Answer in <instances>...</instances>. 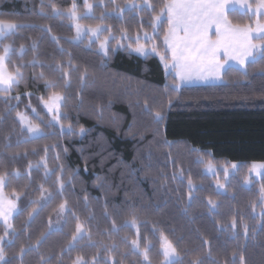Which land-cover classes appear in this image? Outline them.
<instances>
[{"label":"trees","instance_id":"trees-1","mask_svg":"<svg viewBox=\"0 0 264 264\" xmlns=\"http://www.w3.org/2000/svg\"><path fill=\"white\" fill-rule=\"evenodd\" d=\"M71 2L43 0L45 14H41V0H0V18L14 19L22 25L3 41L13 45V62L21 63L20 53L16 51L21 44L25 46L23 62L32 59L33 41L37 42L35 54L43 62V66L29 65L27 86L21 84L19 89L13 90V96L17 92L21 94L18 105L16 100L10 99L6 106L4 98L0 97V115L4 117L0 120V171L12 173L19 169L20 177L10 176L6 191L15 189L24 193L18 202L21 214L13 216L15 238L11 233L4 236V226L0 224L6 264H20L21 246L34 244L42 232L50 234L39 251L25 247L23 264H41V255L57 264L61 250L66 247L75 228L72 216L65 213L59 218L54 211L63 199L69 201V206L82 221L87 220L92 235L91 241L85 237L75 250L64 252L63 264H71L77 254H83L90 260L97 252L98 260L105 264H112L113 258L116 261L123 259L124 264H143L139 254L133 253L130 241L122 239L125 235L135 238V229L122 227L133 208L138 210L142 238L147 236L155 246L150 253L153 264H160L162 259L159 234L153 235V224H158L175 243L179 253L175 264H195L197 261L232 264L233 260L235 264H241V255L244 264H264V219L255 215L251 207L255 202L256 211H260L259 182L251 185L250 190L243 187L245 167L240 169L239 175L230 177L232 186L227 193L217 195L213 185L215 178L206 175L204 164L198 163V152L210 153V156L205 155V159H212L217 167L228 163L250 165L252 162H264V72L261 71L264 58L259 56L255 64L247 65L246 77L242 75L244 70L231 67L221 84L187 86L173 92L174 77L165 73L156 57H139L128 50L117 49L110 52L109 58L102 60L95 46L89 49L85 42H73L70 38L74 36V30L70 21L57 17L50 6L55 3L64 9ZM90 2L99 17L103 7L98 0ZM137 2L142 4L141 0ZM152 2L158 4L159 0ZM250 2L254 4V0ZM115 3L123 6L126 0H115ZM77 5L83 12L84 3L78 0ZM148 15L125 10L124 20L113 15L106 23L112 26L114 33L118 34L121 27H126L134 37L140 27L141 16L146 27ZM229 16L233 23L250 22L248 13L231 11ZM53 36L60 38L59 45ZM161 40L162 37L157 41L160 50ZM3 43H0V51ZM61 47L71 52L80 69L72 71L71 86L67 89L54 65L49 66L53 59L67 61V56H61ZM102 62L106 65L103 69ZM85 67L88 68V76L82 83L79 76ZM41 71L57 83V90L64 91L68 97L63 109L68 117L64 121L63 135L57 126L44 127L49 117L38 97L48 93L44 82L33 79L32 75ZM25 91L33 93L31 98L23 95ZM29 101L44 118L45 137L25 142L26 133L21 135L15 111L8 113L6 107L17 106L18 111L27 112L32 117L31 108L27 107ZM158 111L164 116L161 123L156 121ZM69 123L75 134H67ZM80 127L85 129L83 135L79 132ZM5 145L9 148L5 149ZM45 146L49 148L47 159L50 168H58L62 164L66 173H75L74 184L67 186L65 195L56 196L51 202L39 199V185L44 183L55 193V177L45 181L42 167L33 168L30 179L27 175L29 161L33 164L39 161ZM13 153L19 155L13 158ZM181 170L183 182L179 177ZM174 173H177V179H173ZM188 175L192 176L198 191L191 202L190 212L186 214L182 209L189 204ZM85 195L88 207L85 206ZM208 197L219 205L214 216L208 212ZM29 212H32L31 219ZM90 215L95 218L88 220ZM233 215L237 216L238 223L240 216L248 223L250 232L247 239L239 227V239L224 230L223 226L230 225ZM113 220L121 229L118 234H111ZM110 234L118 246L112 258L103 248L90 246L101 240L110 243ZM205 240L208 243H204ZM233 253H236L235 257Z\"/></svg>","mask_w":264,"mask_h":264},{"label":"snow or ice","instance_id":"snow-or-ice-1","mask_svg":"<svg viewBox=\"0 0 264 264\" xmlns=\"http://www.w3.org/2000/svg\"><path fill=\"white\" fill-rule=\"evenodd\" d=\"M98 3L103 7V11L99 17L93 10V4L89 0H84V8L86 11L81 12L76 0H72L71 5L67 8L61 9L55 3H52V12L62 19H67L71 22L75 30V35L70 39L74 42L83 43L87 39V47L89 49L96 47L97 55L103 58H109L110 52L117 49L131 50L141 56H148L155 53L167 73L169 69L175 73L173 80V92H178L182 85L191 84L194 82H209L216 80H223L224 76L231 70L230 61L240 65L244 69L242 75L247 76V65L249 63L255 64L257 62V54L264 58V0H254V4L250 0H159L158 4H154L152 0H142V4L136 3V0H126V3L121 6L116 4L115 0H98ZM239 6L246 10V13H251L249 23L240 24L233 23L229 16V10L235 9ZM111 8V11H109ZM129 13H148V24L145 27L143 23L144 17L141 16V23L135 36L129 34L126 27H121L119 33L116 34L113 28L106 21L113 15L121 20L125 19L124 12ZM40 13L45 14V7L43 0H41ZM86 20H98V23H84ZM22 25H19L14 19L0 18V43L8 38L12 33L17 32ZM147 29H150L147 30ZM214 29V32H213ZM51 32L50 28H47ZM162 37L164 49L160 51L157 41ZM55 42L59 45L60 38L53 36ZM13 45L3 43L2 51H0V97H3V103L7 106L10 104V99L17 101V105L21 100V94L17 92L15 96L12 95L14 89H19L21 84L27 86L26 70L29 65L41 64L43 62L36 56L37 42L33 41L32 51L33 56L31 60L26 63L23 62V54L25 46L21 44L16 51L20 53L21 63L13 62L11 53ZM61 56H67V61L53 59L52 67L60 73L61 80L64 83V88L71 86L72 71H80L79 67L74 63L71 52H67L63 47L60 48ZM251 58V60H249ZM106 65L102 62L101 69ZM264 72V69H261ZM33 79L44 82L45 92L47 95L38 97L43 109L46 110V115L50 117L47 123L44 124V118L40 115L35 107H32L31 102L27 105L31 108L32 117L27 112H20L17 106L6 107V111L11 113L15 111L16 119L19 121L21 135H25V142L31 140H38L45 137L44 127L55 128L57 125L60 129V134L63 135L65 123L68 119L67 115L63 113L68 99L64 91L57 90L58 85L55 81L49 79L43 71L38 75L33 73ZM88 76V68L85 67L80 72L79 79L83 83ZM167 88V86H166ZM24 96L31 98L33 95L30 91H25ZM171 103V101H169ZM156 121L161 123L164 116L161 112H156ZM0 115V120H3ZM44 124V127H42ZM81 135L85 132L83 127L79 128ZM67 134H75L73 126L69 123L67 125ZM19 143V141H18ZM167 143V141H166ZM55 147V145H53ZM9 146L5 145V149ZM35 152L36 149H33ZM67 151V149H65ZM194 151H197L194 149ZM49 152L48 146L44 147V155L35 164L29 161L27 165V175L31 178L32 169L43 168L45 181L55 177L54 187L55 193L46 187L44 183L39 185V199L51 202L56 196L63 197L67 191L68 185L74 184L75 173H66L64 165H59L58 168H50L47 154ZM13 158L19 153H13ZM25 155L27 153L25 152ZM198 163L204 164L206 172L212 173L215 178L217 195H224L228 189L231 188L230 176L239 175L240 169L247 168V174L243 176V184L245 186L253 185L259 182V201L261 207V219H264V162H252L250 165H241L237 163L220 164L212 159H205V155L199 154ZM59 160V156L56 157ZM222 169L223 181L220 179V170ZM231 169L232 171L230 172ZM21 175L19 169L9 173L7 170L0 171V222L4 226V236L9 233L15 238L16 229L13 225V216L20 215L18 211V202L23 192H17L13 189L11 192L6 191L8 188L9 178H19ZM181 182H183L184 173L179 172ZM100 178H98L99 180ZM173 179H177V173L173 174ZM198 189L191 175L187 176V193L189 204L182 210L184 213L190 212V205L195 197ZM85 206L88 207V197L84 196ZM36 201H33L35 204ZM208 212L213 216L219 211V205L211 197H208ZM253 212L256 210V203L251 204ZM36 211L35 208L32 209ZM58 216L67 213L75 220V228L71 233L66 247L61 250V255L57 259V264H63L64 252H71L75 250L77 244L84 240L85 237L89 241L92 240L91 231L87 226V220H81L80 216L69 206V201L63 199L57 206ZM108 214L107 207H105V215ZM29 219L32 218V212H29ZM94 215H90L88 220L94 219ZM51 224V220H49ZM67 223V221H65ZM135 229V238H130L125 235L122 239L126 242L130 241L131 248L134 254H139L142 258L143 264H153L150 253L154 250L152 240L147 236L142 238L140 232V217L138 210L133 208L130 214L125 218L122 227ZM224 230L232 233L233 237L239 239V232L237 228L244 234L247 239L250 229L243 216L239 217V223L236 215L231 218L230 225H224ZM120 228L117 227L115 220L112 221L111 234H118ZM254 233V229L252 230ZM159 234L158 244L162 259L160 264H175V258L179 256L177 247L169 235L159 227L158 224H153V235ZM50 233L42 232L36 239L34 244L27 246L22 245L20 252V264H23V254L25 247L29 249L34 248L39 251L42 242L47 239ZM105 243L103 240L97 243H92L91 247L103 248L112 258L113 251L118 247L115 241ZM4 236H0V264H6L5 251L2 246ZM204 243H208L207 240ZM99 252L93 255L89 260L83 254H77L75 259L71 260V264H105L98 260ZM236 253H233L235 257ZM41 264H53L52 259H45L43 255L40 256ZM241 264H244V257L240 256ZM112 264H124L123 259L116 261L112 259ZM195 264H203L202 261H197ZM232 264H235L233 260Z\"/></svg>","mask_w":264,"mask_h":264},{"label":"rangeland","instance_id":"rangeland-1","mask_svg":"<svg viewBox=\"0 0 264 264\" xmlns=\"http://www.w3.org/2000/svg\"><path fill=\"white\" fill-rule=\"evenodd\" d=\"M78 0H76V2H77ZM83 3H84V0H81ZM138 0H136V3H138L137 2ZM141 2H142V0H141ZM89 3H91L90 2V0H89ZM138 4H141V3H138ZM84 11H86V9L84 8L83 9V12ZM231 11H238L239 13H246V10H244V9H241L239 6H237L235 9H230L229 10V12H231ZM248 15L249 16H251V13H248ZM70 25L72 26V24H71V22H70ZM73 30H74V28H73ZM213 32H214V29H213ZM74 35H75V30H74ZM74 42V41H73ZM84 42L86 43V45H87V39H85L84 40ZM161 42H162V44H163V40H161ZM77 43H79V42H77ZM158 44V43H157ZM122 49V48H121ZM130 53H132V54H134V55H136V56H139V57H145V56H141V55H139L138 53H135V52H133V51H131V50H128ZM161 52H163L164 51V49H163V47H162V50H160ZM151 56H154V57H156L158 60H159V62H160V64H161V66L163 67V64L161 63V61H160V59H159V57L155 54V53H153V54H150ZM260 55L259 54H257V58L259 57ZM249 60H251V58H249ZM233 67V68H237V69H239V70H244L243 68H241V66L240 65H237V64H235V62L234 61H230L229 62V65H226V67ZM163 69H164V67H163ZM164 71H165V69H164ZM166 73V72H165ZM166 74H171L174 78H175V73L173 72V71H171V69H169V71L166 73ZM221 83H223V80L221 81V80H216V81H209V82H194V83H191V84H185V85H182L181 87H187V86H204V85H218V84H221ZM43 107V106H42ZM44 110V112L46 113V110L45 109H43ZM49 119H50V117H49ZM19 122V121H18ZM57 127H59L58 125H57ZM229 164V163H228ZM230 170V172L232 171L231 169H229ZM203 172L206 174V175H208V176H211V177H213V175H212V173H209V172H206V169H205V166H204V169H203ZM246 174H247V172H246ZM231 177V176H230ZM230 177H229V179H230ZM220 179H221V182H224L223 181V176H222V169L220 170ZM213 185H214V187L216 188V183H215V181H214V183H213ZM242 185H243V187H245V188H249V186H245L244 184H243V179H242ZM258 192H259V190H258ZM259 199V198H258ZM258 204H259V206H260V201L258 200ZM255 215H258V216H261V207H260V211H256L255 210V212H253ZM15 215V214H14ZM61 216L62 215H60L59 216V218H61ZM0 224H2V222H0ZM3 225V224H2ZM177 259V257L175 258V260Z\"/></svg>","mask_w":264,"mask_h":264}]
</instances>
